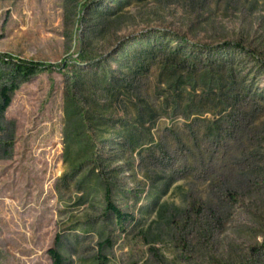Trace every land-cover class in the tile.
Returning a JSON list of instances; mask_svg holds the SVG:
<instances>
[{
  "label": "rangeland",
  "instance_id": "1",
  "mask_svg": "<svg viewBox=\"0 0 264 264\" xmlns=\"http://www.w3.org/2000/svg\"><path fill=\"white\" fill-rule=\"evenodd\" d=\"M0 55L51 66L0 118V264H264V0H0Z\"/></svg>",
  "mask_w": 264,
  "mask_h": 264
},
{
  "label": "trees",
  "instance_id": "2",
  "mask_svg": "<svg viewBox=\"0 0 264 264\" xmlns=\"http://www.w3.org/2000/svg\"><path fill=\"white\" fill-rule=\"evenodd\" d=\"M0 65L4 68L0 73V77L1 79L2 77H4L5 79V81L1 82L0 84V118H2L11 102L12 94L18 89L19 85L21 83L27 82L38 71L51 68V66H46L45 64L40 62L13 60L6 55H0ZM84 156L85 150L81 148L76 155L75 166L83 162L81 158H83ZM103 198L106 204V211L112 212L118 220H122L125 218V215L111 204L109 199V191H104ZM48 254L50 255L52 264H62V257L55 249H50L48 251Z\"/></svg>",
  "mask_w": 264,
  "mask_h": 264
}]
</instances>
